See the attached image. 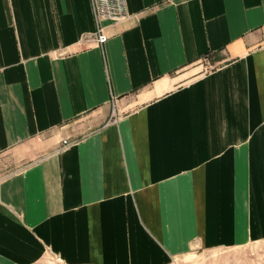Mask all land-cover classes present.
<instances>
[{"label": "crops", "instance_id": "crops-1", "mask_svg": "<svg viewBox=\"0 0 264 264\" xmlns=\"http://www.w3.org/2000/svg\"><path fill=\"white\" fill-rule=\"evenodd\" d=\"M127 2L0 0V264L264 239V0Z\"/></svg>", "mask_w": 264, "mask_h": 264}, {"label": "rangeland", "instance_id": "rangeland-1", "mask_svg": "<svg viewBox=\"0 0 264 264\" xmlns=\"http://www.w3.org/2000/svg\"><path fill=\"white\" fill-rule=\"evenodd\" d=\"M205 60L201 67H210ZM36 264H65L59 257L47 253ZM172 264H264V239L238 247L197 248L178 256Z\"/></svg>", "mask_w": 264, "mask_h": 264}, {"label": "built area", "instance_id": "built-area-1", "mask_svg": "<svg viewBox=\"0 0 264 264\" xmlns=\"http://www.w3.org/2000/svg\"><path fill=\"white\" fill-rule=\"evenodd\" d=\"M91 5L95 14L96 19V29L92 35L87 37H92L101 46L107 41L109 35L105 30L104 21H120L130 16L128 2L127 0H90ZM71 141L64 139L63 146L70 144Z\"/></svg>", "mask_w": 264, "mask_h": 264}]
</instances>
